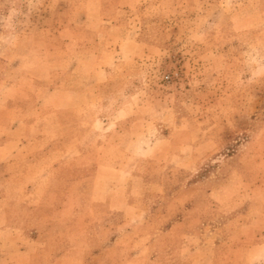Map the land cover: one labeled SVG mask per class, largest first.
Here are the masks:
<instances>
[{
    "label": "rangeland",
    "instance_id": "1",
    "mask_svg": "<svg viewBox=\"0 0 264 264\" xmlns=\"http://www.w3.org/2000/svg\"><path fill=\"white\" fill-rule=\"evenodd\" d=\"M12 4L30 15L0 58L32 45L75 92L0 166V264H243L264 229V0H0V33ZM66 8L68 44L48 25Z\"/></svg>",
    "mask_w": 264,
    "mask_h": 264
},
{
    "label": "crops",
    "instance_id": "2",
    "mask_svg": "<svg viewBox=\"0 0 264 264\" xmlns=\"http://www.w3.org/2000/svg\"><path fill=\"white\" fill-rule=\"evenodd\" d=\"M130 6L131 5L127 3L120 4L119 10H126V8ZM63 10H59L60 16L63 14ZM28 12V10L17 8L13 4L6 8L3 15L4 22H7L11 17L10 15L13 14L14 19H12V21L14 25L11 26L12 30L9 31L6 28L4 30V27H10L5 24L6 26H3V30L0 34H2L3 37L7 36V38L15 36L14 34H17V31L27 23L23 17H28L30 15ZM52 13L53 12L48 13L49 17L55 18L52 24L50 23L48 25L54 26L59 33H64V36L60 37L68 44L66 40L72 39L74 34H77V31L74 30L72 21L67 19L68 9L66 8L64 10V18L62 17L64 23L62 22V25L59 24L56 26L58 21L56 20V16ZM45 15L44 13V16ZM89 15L91 14L87 10L82 14V31L83 29H89V25L86 22L89 20ZM121 26L122 25L110 24L106 30L118 29L121 28ZM81 30L79 32H81ZM7 34L10 35L8 36ZM31 47L32 45L25 47L16 45L13 50V53H15L14 55H10L6 57V59L0 58V65L3 67L1 73H4L3 75L8 79L6 81L8 83H5L6 85H4V88L0 89V166H5L4 164L16 158L17 153L20 154V151L24 150L25 146L30 142V140H24L25 134L23 132L28 124H31L27 121L28 113L45 105L59 93L75 92V90H72L71 87L66 86L60 80L55 81V79H53V74L56 70L51 57L41 58L40 62L34 65V68L31 67L32 69L28 67L30 58L27 57V55H22L30 53L32 51ZM92 48V50L85 48L82 51H97L96 41L92 43ZM69 70V77H73L74 70L72 69V64ZM1 78L2 76L0 75V79ZM30 126H33V124ZM259 235L255 245H248L247 248L236 250V257L243 253V264H249L251 262L252 264H257L259 263L258 260L264 261V252L261 253L257 251V248L264 251V229L260 230Z\"/></svg>",
    "mask_w": 264,
    "mask_h": 264
},
{
    "label": "built area",
    "instance_id": "3",
    "mask_svg": "<svg viewBox=\"0 0 264 264\" xmlns=\"http://www.w3.org/2000/svg\"><path fill=\"white\" fill-rule=\"evenodd\" d=\"M166 77H168V75Z\"/></svg>",
    "mask_w": 264,
    "mask_h": 264
}]
</instances>
